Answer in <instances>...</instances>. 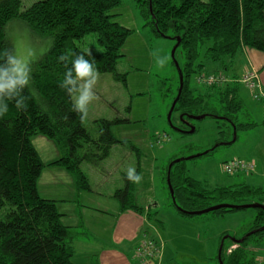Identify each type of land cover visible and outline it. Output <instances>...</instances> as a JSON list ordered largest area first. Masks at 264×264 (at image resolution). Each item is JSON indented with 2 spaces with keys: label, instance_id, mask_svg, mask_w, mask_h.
Wrapping results in <instances>:
<instances>
[{
  "label": "trees",
  "instance_id": "obj_1",
  "mask_svg": "<svg viewBox=\"0 0 264 264\" xmlns=\"http://www.w3.org/2000/svg\"><path fill=\"white\" fill-rule=\"evenodd\" d=\"M34 1L0 0V264H74L68 244L73 233L62 224L57 202L40 196L38 182L46 168L59 167L73 176L78 191L91 192L82 162L95 164L107 159L115 145L127 144L111 131L124 120H98L92 131L73 97L79 91L78 78L87 70L111 74L126 83V75L118 74L116 68L133 31L112 22L110 13L122 0ZM132 1L156 36L171 34L178 42L177 50L183 51L185 63L179 68L183 88L173 113L179 112L187 123L191 117H213L219 122L217 146L195 158L233 144L238 131L252 129L255 124L239 123L243 109L239 79L205 86V94L190 86L196 74L217 77L233 69L245 49L264 53V0ZM17 20L53 41L50 51L29 71L36 94L10 74L5 29ZM90 34H96L103 49L99 55L76 46ZM208 64L214 67L209 72L205 71ZM38 135L55 143L61 152L58 161H42L31 141ZM177 160L170 162L164 180L170 198L184 215L220 206L233 207L215 211L220 215L261 206L240 239H233L228 248L222 243L217 264H262L258 258L264 246V187L242 183L209 188L188 176L187 160ZM134 181L126 178L125 189L118 190L115 198L121 213L143 215L146 210L132 195Z\"/></svg>",
  "mask_w": 264,
  "mask_h": 264
},
{
  "label": "rangeland",
  "instance_id": "obj_2",
  "mask_svg": "<svg viewBox=\"0 0 264 264\" xmlns=\"http://www.w3.org/2000/svg\"><path fill=\"white\" fill-rule=\"evenodd\" d=\"M110 15L113 16L112 22L133 31V35L122 50L124 57L119 60L116 68L118 74L126 75V83L116 81L111 74L87 70L78 78L80 87L73 97V102L85 112L88 127L92 131L98 120H124L123 124L113 126L111 131L117 140L128 144L126 148L123 147L125 145H115L107 159L96 162L92 168L84 163L80 165L81 170L93 187L107 194L119 188L122 173L133 176V168L136 165L138 176L137 184L132 191L133 198L144 210H148V207L152 209L151 222L158 231L156 235L162 237L166 246L162 255V243L148 238L145 239L147 241H140L136 252L141 245L144 246L146 258L144 264L156 263L161 255L163 264H217L222 243L224 242L225 248H228L234 243L233 239H240L251 227L257 210L249 208L223 215L215 212L184 215L176 208L169 196L164 173L172 160L185 159L188 176L206 184L209 188L234 186L244 182L255 187L254 178L245 179L255 172L254 162H250L254 167L251 173L227 174L225 168L228 163L222 164V160L230 157L231 154H238L239 152L233 153V149L245 143L246 151L250 150L249 157L261 160L264 164V142L259 141L260 136L253 141L258 128H254L251 133L238 131V142L235 144L221 146L210 155L195 158L217 146L219 122L213 117H208L201 120L192 119L187 123L182 120L179 112L171 113L181 83L179 68L185 63L182 49L177 50L178 42L171 38V34L167 38L156 36L152 26L148 25L149 22L141 15L132 0H122L121 5ZM5 31L10 47V74L14 79L23 80L30 86L29 71L32 64L46 56L53 41L51 38L33 33L23 21L10 22ZM76 46L93 55H99L103 51L98 44L96 34L86 36L76 42ZM239 58L240 55L233 63L236 68L229 69L225 74L240 75L238 71L242 68L238 66L237 69ZM213 68L208 64L205 71L209 72ZM250 74H253L255 86L260 89L252 90L249 84H243L244 77ZM198 76L196 74L192 77L190 87L205 94L206 85L197 82ZM244 77L239 79V97L243 104V109L238 115L239 123L259 122V114H253L249 110V102L243 96V87L246 86L251 92L254 104L258 101L264 103V98H255L257 93L264 95L260 75L253 71L248 72ZM30 89L36 94L31 86ZM192 129H194L193 133H191ZM31 141L45 164L53 163L56 161L53 158L61 156L55 143L46 137L34 136ZM99 165L108 169L109 175H106L103 182H97L95 178ZM60 169L47 170L43 174L40 183L38 182L40 195L43 199L52 200V197L57 198L55 192L52 197H44V195H47L48 191H56L61 198L57 199V202L61 201L57 203L58 211L68 214L67 219L63 221L61 219L62 224L66 226L68 221L78 224L81 213L84 215L82 208L84 192L76 189L78 194L82 195L76 198L75 203H66L64 200L69 198L73 191L71 180L73 177L65 169ZM234 175H242L241 180L236 176L233 177ZM261 185L264 186V183ZM148 199L151 202L147 203ZM95 200L96 209L99 208L101 211L108 209L113 212L118 205L114 196L105 199L97 196ZM147 245L152 246L149 252ZM234 248L235 246L231 250ZM259 257L262 256L259 254ZM258 260L264 264L262 258Z\"/></svg>",
  "mask_w": 264,
  "mask_h": 264
},
{
  "label": "crops",
  "instance_id": "obj_3",
  "mask_svg": "<svg viewBox=\"0 0 264 264\" xmlns=\"http://www.w3.org/2000/svg\"><path fill=\"white\" fill-rule=\"evenodd\" d=\"M237 69H239V73L235 75H228L222 73L228 80L227 84H232L234 80H238L243 78L248 72H257L260 75V82L262 85V90H264V53L245 49L240 58L238 59ZM239 66V67H238ZM234 68H236L234 66ZM233 68V69H234ZM243 96L244 99L249 102V110L252 111L253 114H259V122L253 121L252 123H243V124H252L254 127L252 129H248L246 131H242L245 133H251L254 128H258V131L255 133L253 141H256L258 136H260L259 141L264 142V103L258 101V103L254 104L252 101L251 92L245 86L243 87ZM238 142V139L235 141ZM235 142L233 144H235ZM128 144V142H127ZM127 144L123 147H127ZM246 145L243 144L241 147H237V149H233L234 152H239L238 154H231L230 157L224 158L222 160V164L229 163L234 160H243L245 162H254L256 164L255 172L246 178L250 179L254 178V184L257 188H263L264 186L261 183H264V164L261 160H254L249 157L248 151H246ZM121 146V145H120ZM231 146V145H228ZM219 148V147H218ZM113 149V148H112ZM237 150V151H236ZM61 158H53L54 160H59ZM86 163L91 166H95L96 164H92L89 162H82L81 166ZM133 168V166L129 165ZM133 168L134 175L129 176L126 175L125 172L121 174V182L119 181L117 190L113 192L105 194L104 191L97 190L93 187V184L90 182L91 192H84V215L81 213V219L79 223L68 221V225L66 227L70 228L73 233L72 239L69 241V248L73 252V263L74 264H140V260L136 257V247L140 243V241L145 239L155 240L163 244L162 255L165 253V242L162 237L156 235L158 233L155 226L152 224V220L149 218V213L151 214V208H147L148 210L144 211L143 215H139L132 211L121 213V207L118 202L116 209L113 212H110L108 209L101 211L97 208V202L95 197L99 196L101 198L115 197V193L118 190H123L126 187V178H135L133 187L137 184L136 176L138 172L136 171V165ZM121 167V166H120ZM223 167V165H222ZM51 168V169H50ZM46 168L43 174L47 170H61L59 167H50ZM42 174V176H43ZM68 174V173H67ZM108 174V169L103 168L101 165L97 168V182H103ZM42 176L39 180V183L42 179ZM71 176V175H70ZM225 176V175H224ZM239 180H241V176L234 175ZM73 177V176H72ZM73 183V191L69 198H66L64 201L66 203H75L77 197H80L82 194H78L75 180L71 179ZM130 182V180H129ZM246 183V182H244ZM98 184V183H97ZM261 185V186H257ZM231 186V185H229ZM235 186V185H234ZM102 189V186H100ZM103 190V189H102ZM38 192L40 194V189L38 187ZM55 192V196L57 198L52 197V194ZM41 196V195H40ZM43 197V196H42ZM44 197H52L51 199L57 202V199H61L59 194L56 191H48L47 195ZM92 198V199H91ZM47 200V199H46ZM49 200V199H48ZM61 202V201H58ZM57 202V203H58ZM151 202L150 199L147 200V203ZM79 203V201H78ZM58 205V204H57ZM154 205V204H153ZM95 207V208H94ZM151 209V210H150ZM62 214L63 219L68 218L67 213ZM158 258L156 263L153 264H163V257ZM261 258L264 260V246L262 247V251L260 252ZM160 260V261H159Z\"/></svg>",
  "mask_w": 264,
  "mask_h": 264
},
{
  "label": "built area",
  "instance_id": "obj_4",
  "mask_svg": "<svg viewBox=\"0 0 264 264\" xmlns=\"http://www.w3.org/2000/svg\"><path fill=\"white\" fill-rule=\"evenodd\" d=\"M253 79H254L253 74H250V75L244 77L243 84H245V85L249 84L250 85V89H252V90L260 89L259 87L255 86V83H254ZM197 82L199 84H202V85L212 86L214 84L227 83L228 80L223 75H220V76H217V77L201 75V76H198ZM255 98L256 99L264 98V95L261 94V93H257L255 95ZM226 166L227 167L225 168V170H226L225 172L227 174H233V173H237V172L251 173V171L254 169L252 163L245 162L243 160H234V161L229 162L228 164H226ZM145 241H147V240H145ZM150 248H152V246L151 245H147L148 252H149ZM151 256L152 255L150 254V257ZM136 257L141 261V263L144 264L143 261L146 258L144 257V246L143 245H141L139 250L136 252Z\"/></svg>",
  "mask_w": 264,
  "mask_h": 264
},
{
  "label": "water",
  "instance_id": "obj_5",
  "mask_svg": "<svg viewBox=\"0 0 264 264\" xmlns=\"http://www.w3.org/2000/svg\"><path fill=\"white\" fill-rule=\"evenodd\" d=\"M173 56H174V54H173ZM180 82H181V84H180V90H179V93H178V97H177V99H176V101L174 102V104H173V106H172V109H171V113H173V111H174V108H175V106H176V104H177V101H178V99H179V97H180V95H181V92H182V88H183V83H182V78L180 79ZM171 115V114H170ZM170 117V116H169ZM191 119H194V120H201L202 118H195V117H191ZM194 132V129H192L191 130V133H193ZM236 135V134H235ZM236 141V137L234 138V140H233V142H235ZM179 162V160H177L176 161V163H178ZM168 183H169V181H168ZM172 193V192H171ZM172 195H173V193H172ZM259 207H261V206H254V205H251V206H244L243 208H245V209H249V208H255V209H257V208H259ZM221 208H233L232 206H220V207H213V208H210V209H208V210H206V211H204V212H201V213H197V214H195V215H202V214H206V213H210V212H215V211H218V210H220ZM242 241H239V243H241Z\"/></svg>",
  "mask_w": 264,
  "mask_h": 264
}]
</instances>
